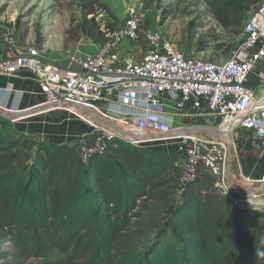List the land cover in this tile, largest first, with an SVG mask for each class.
I'll return each instance as SVG.
<instances>
[{
    "label": "trees",
    "instance_id": "16d2710c",
    "mask_svg": "<svg viewBox=\"0 0 264 264\" xmlns=\"http://www.w3.org/2000/svg\"><path fill=\"white\" fill-rule=\"evenodd\" d=\"M201 1L226 27L239 10ZM98 5L82 7L83 31L104 39L87 21ZM179 174L176 155L119 138L86 163L75 144L34 142L0 116V264L53 254L60 264H264V212L222 196L205 173L181 191Z\"/></svg>",
    "mask_w": 264,
    "mask_h": 264
},
{
    "label": "built area",
    "instance_id": "2783aa9c",
    "mask_svg": "<svg viewBox=\"0 0 264 264\" xmlns=\"http://www.w3.org/2000/svg\"><path fill=\"white\" fill-rule=\"evenodd\" d=\"M90 17L102 26L99 23L107 13L99 9ZM101 31L105 37L96 51L77 52L66 66L49 62L36 47L19 48L12 34H4L10 46L7 57L0 62V75L28 71L40 87L44 106L67 102L91 108L139 135H167L173 131L174 120L180 117L201 121L231 137L238 129H244L264 139V90L257 92L250 86L259 64L264 62V4L245 23L242 42L224 64L185 55L160 30L144 31L139 11H130L114 32ZM141 37L148 48L142 60L121 54L126 42L136 43ZM166 97L176 102L171 114L165 111ZM102 106L108 108L109 114L102 113ZM110 139V132L93 125L92 131L77 136L74 144L88 163L93 156L107 152ZM189 140L186 147L179 144L172 152L180 169V190L205 173L216 181L222 196L241 205L237 191L225 180V141L197 135ZM233 178L243 186L259 184L243 175L233 174Z\"/></svg>",
    "mask_w": 264,
    "mask_h": 264
},
{
    "label": "rangeland",
    "instance_id": "374dc122",
    "mask_svg": "<svg viewBox=\"0 0 264 264\" xmlns=\"http://www.w3.org/2000/svg\"><path fill=\"white\" fill-rule=\"evenodd\" d=\"M98 1L99 5L95 7L94 12L103 9L107 17L99 23L103 27L96 24L100 29H105L106 33L122 26L130 11H139L143 17L144 31L160 30L166 39L173 43L176 50L187 56L218 64L228 61L232 52L242 42L245 23L264 4V0H236L239 10L224 15V20L229 24L226 27L219 22L214 11L201 0H147L150 8L145 6L144 0ZM90 2L91 0H0V33L12 34L19 48L36 47L45 51L49 62L67 65L70 57L77 52L93 54L102 40L93 39L83 31L85 15L88 11H83L82 7L89 6ZM90 18L87 17V21H90ZM125 44H129L128 49L131 52L129 58L140 61L147 53L148 48L143 37L136 43ZM58 111L66 114L65 118L75 120L79 125L84 123L92 127L94 125L90 122L86 111L83 112L85 117L79 116L74 109ZM100 115L103 119L106 118ZM174 127L173 129H178ZM195 135L210 137L204 134H192ZM77 136L72 137L71 140L75 141ZM175 136V139L158 143L178 141L182 147L189 144L191 135L184 138H179L180 135L177 134ZM34 150L35 144L30 147L31 152ZM253 186L264 187L263 184ZM260 195L262 193L257 194ZM244 197L243 199L246 200ZM240 206L245 208L251 204ZM251 207L264 209L262 205ZM12 249V245H6L4 251L11 253ZM61 259L63 258L60 255L53 254L45 259H31L25 264H60Z\"/></svg>",
    "mask_w": 264,
    "mask_h": 264
},
{
    "label": "crops",
    "instance_id": "0c3cea01",
    "mask_svg": "<svg viewBox=\"0 0 264 264\" xmlns=\"http://www.w3.org/2000/svg\"><path fill=\"white\" fill-rule=\"evenodd\" d=\"M3 35V32H1L0 62L7 57V52L10 46L5 41ZM128 46L129 44H124L122 46L121 54L125 57H129V55H131ZM43 52L46 55L45 51ZM138 55L139 54L137 53L136 56ZM250 86H252L257 92L264 90V62L259 64L253 76V80L250 81ZM44 103L45 100L41 95L40 87L30 72L22 71L14 76L0 75L1 110L15 114H23L38 109ZM164 105L165 111H167L168 114H171L174 111L173 107H175L176 102L171 101L169 97H166L164 99ZM58 110L61 109H51L48 111L18 117L16 120H9L16 125L19 132L26 136H30L34 142H52L59 145L74 146V141L71 140L72 137L77 136L78 134H87L92 131L93 127L91 125L85 123L84 125H79L75 120L65 118L67 115L58 113L60 112ZM101 111L103 114H109L106 106H102ZM114 116L118 117V115ZM174 122L173 127L175 126L178 129L185 126L203 124L201 121H187L180 117L176 118ZM172 142L164 144L158 142H148L145 145L159 150L162 153L172 154L173 151L178 149L180 144L178 141ZM231 161L232 171L235 176L239 177L243 175L251 180L259 182V184L255 185H264V139L258 138L255 132L238 129L237 132L232 135ZM246 187L254 188L255 186L246 185ZM235 194L242 200V204L244 205H262V207H264L263 199H261L262 201L258 199L260 197L262 198V195L257 196L259 193L254 196L246 195L245 197L238 192ZM243 197L246 200H244ZM251 206H246L245 208H250ZM251 209H258L264 212V209L259 207H251Z\"/></svg>",
    "mask_w": 264,
    "mask_h": 264
},
{
    "label": "water",
    "instance_id": "95a60500",
    "mask_svg": "<svg viewBox=\"0 0 264 264\" xmlns=\"http://www.w3.org/2000/svg\"><path fill=\"white\" fill-rule=\"evenodd\" d=\"M51 109H70V110L74 109L76 111L75 113L83 117H85L83 112L86 111L90 114L89 116L90 122L94 124L96 127L110 132L112 138H119L135 145L147 141L159 142L167 139H175L176 134L180 135L179 138H184V136L189 137L190 135L192 136V134H204V135H209L210 137L216 139L224 140L226 143V154L228 158L225 169V180L240 194L255 195L257 193H264V187H259V188L246 187L239 184L236 181V179L233 178L232 161H231L232 137L230 136L229 133L224 132L215 127L199 124V125L185 126L179 129H173V131H171V133L167 135H159V134L139 135L134 132L123 129L122 126L115 120H112L107 117L104 118L105 120H103L101 117H97L95 114H92L94 110L91 108H87L67 102H57L49 106L43 105L38 109H35L34 111H30L28 113H23V114L10 113L0 109V116L11 120H16L18 117L27 116L42 111H48Z\"/></svg>",
    "mask_w": 264,
    "mask_h": 264
},
{
    "label": "bare ground",
    "instance_id": "6f19581e",
    "mask_svg": "<svg viewBox=\"0 0 264 264\" xmlns=\"http://www.w3.org/2000/svg\"><path fill=\"white\" fill-rule=\"evenodd\" d=\"M88 116H90V114L87 112ZM92 114H95L97 117H100V115L97 112H92ZM98 114V115H97Z\"/></svg>",
    "mask_w": 264,
    "mask_h": 264
}]
</instances>
